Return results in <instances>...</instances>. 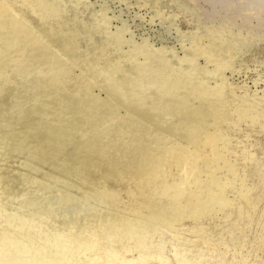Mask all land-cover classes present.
Returning a JSON list of instances; mask_svg holds the SVG:
<instances>
[{
    "label": "rangeland",
    "instance_id": "obj_1",
    "mask_svg": "<svg viewBox=\"0 0 264 264\" xmlns=\"http://www.w3.org/2000/svg\"><path fill=\"white\" fill-rule=\"evenodd\" d=\"M210 42L223 97L136 89ZM0 213V264H264V0H0Z\"/></svg>",
    "mask_w": 264,
    "mask_h": 264
},
{
    "label": "bare ground",
    "instance_id": "obj_2",
    "mask_svg": "<svg viewBox=\"0 0 264 264\" xmlns=\"http://www.w3.org/2000/svg\"><path fill=\"white\" fill-rule=\"evenodd\" d=\"M181 6V5H180ZM259 14V13H257ZM11 20L13 21V23L15 24V26L17 28H21V24L19 23L17 17L11 12ZM227 24V23H226ZM30 26V25H29ZM34 30V29H32ZM36 33V32H35ZM38 35V33H37ZM34 37V36H33ZM37 38V37H36ZM213 38V37H212ZM211 38V39H212ZM30 40H32L30 38ZM214 41V40H213ZM45 42V41H44ZM16 43V42H15ZM28 43V42H26ZM219 43V42H218ZM222 43V42H221ZM220 43V45H221ZM34 44L36 46H38L41 49H45V45H43L39 40H35ZM46 44V43H45ZM13 45V44H12ZM15 45V44H14ZM34 46V45H33ZM11 48V47H10ZM9 48V49H10ZM67 48V47H66ZM13 49V48H11ZM50 49V48H49ZM237 49V48H236ZM48 50V49H47ZM55 50V49H54ZM139 50L141 51L142 48L140 47ZM194 56L193 58L189 59V67L188 69H177L175 70L173 68V66H171L168 62V60L162 58L161 62H162V66L157 72H156V76H149L146 78H142L139 80V83L136 86V89H143L145 90L147 88V86L150 87H157V89H159V91H163L165 92V94L167 92H169L168 94H170L172 91V89H185L189 92V94H196L200 97H205L208 95L210 96L211 94H215L217 97L216 98H221L222 96V84L217 85L216 87H211V84L208 83L207 79H205L203 77V75H208V76H216V77H223L222 76V72H223V68H225V62L222 60V55L220 54V48H218V44L217 42H210V43H197L194 46ZM19 51V50H18ZM43 51V50H42ZM11 52V51H10ZM54 52V51H53ZM56 52V51H55ZM154 52V51H153ZM238 52V51H237ZM21 53V52H20ZM44 53V52H43ZM57 53V52H56ZM25 54V53H24ZM59 54V53H58ZM144 55L146 60H150L151 57H153L155 55V52H149L148 50L144 51ZM192 56V55H191ZM198 56H204L206 58V60L209 63H213L216 64L217 67L214 71H208L205 68H199L197 67V65L195 64V58ZM35 57V56H33ZM44 57V56H43ZM57 56L55 55H46V59H44L45 61L42 63V65L38 66V70L36 72H38V76L41 77V75L43 77H46L50 80L51 85L55 86L58 89H62V84H64L62 82V73L60 70V64L58 62V59L56 58ZM15 58V57H13ZM18 58V57H17ZM156 58V56H155ZM226 58V57H225ZM21 59V58H20ZM38 59V58H37ZM19 61V60H18ZM69 61V60H68ZM234 61V60H233ZM22 62V60L20 61ZM19 62V63H20ZM63 62V61H62ZM67 62V61H66ZM73 62V61H72ZM160 62V63H161ZM24 63V61H23ZM32 63V62H31ZM183 63V62H182ZM233 63V62H232ZM64 64V63H61ZM228 64V63H227ZM21 64H19V66L17 67V69H21ZM65 66V65H63ZM26 67V66H25ZM30 67V66H29ZM208 67V66H207ZM27 68V67H26ZM64 68V67H63ZM186 68V67H185ZM23 69V68H22ZM118 69V68H117ZM69 70V68H68ZM120 70V69H119ZM28 71V70H27ZM34 71V70H33ZM14 72V71H13ZM153 73V72H151ZM36 74V75H37ZM69 74V73H68ZM8 75V74H7ZM10 75V74H9ZM152 75V74H151ZM16 76V75H15ZM22 77V76H21ZM215 78V77H214ZM22 79V78H20ZM34 79V77H33ZM64 79V78H63ZM85 79V78H84ZM224 79V78H222ZM5 80V79H4ZM32 80V77H31ZM9 81V79H8ZM71 81V80H70ZM24 82V81H23ZM34 82V81H33ZM38 82V81H36ZM32 83V82H31ZM48 83V82H47ZM216 83V82H215ZM23 84V83H22ZM40 84V83H39ZM88 84V83H87ZM13 85V84H12ZM30 85V84H29ZM37 85V84H36ZM35 85V86H36ZM28 86V85H27ZM121 86V85H120ZM214 86V85H213ZM25 87V86H24ZM86 87V86H85ZM88 87V86H87ZM16 88V87H15ZM26 88V87H25ZM19 89V88H18ZM38 89V88H37ZM46 89V88H45ZM119 89V88H118ZM225 89V88H224ZM21 90V89H19ZM27 90V88H26ZM122 90V89H121ZM152 90V89H151ZM41 91V90H40ZM153 91V90H152ZM157 91V90H156ZM34 92V91H33ZM78 92V91H77ZM88 92V91H87ZM118 92V90H117ZM50 92L46 91H41V95H36V98L39 99L41 96H44V94H49ZM79 93V92H78ZM119 93V92H118ZM122 94V93H120ZM181 94V93H180ZM51 97V96H50ZM122 97V95H121ZM179 97V96H178ZM181 97V96H180ZM53 98V97H52ZM124 98V95H123ZM181 99H183V97H181ZM50 100V99H49ZM137 102H141L142 99H140V96L138 97V99H135ZM226 100V99H225ZM46 101V100H45ZM184 101V100H183ZM215 102V101H214ZM95 103V102H94ZM158 103V102H157ZM213 103V102H212ZM27 104V103H26ZM165 104V103H164ZM225 104V102H224ZM178 107V106H177ZM168 108V106L166 107V109ZM181 108V107H180ZM125 109V108H124ZM154 109V108H153ZM159 109V108H158ZM179 110V109H178ZM153 113V112H152ZM24 114V113H23ZM159 114V113H157ZM174 114V113H173ZM221 114V113H220ZM163 117V116H162ZM195 126V125H194ZM107 131L110 129V127L105 128ZM199 130V129H198ZM53 131V130H52ZM169 131V129H168ZM189 131V130H188ZM193 133V132H192ZM194 137V136H193ZM196 137V136H195ZM197 138V137H196ZM197 141V140H196ZM213 141V140H212ZM42 143V142H41ZM216 149V148H215ZM147 166V165H146ZM233 171V170H232ZM177 183V182H176ZM220 185V184H219ZM225 185V184H224ZM178 187V186H177ZM223 187V186H222ZM178 190V189H177ZM180 191V190H179ZM204 191V190H203ZM216 192V191H215ZM214 192V194H215ZM177 193V192H176ZM203 193V192H202ZM205 193V192H204ZM210 193V192H209ZM217 193V192H216ZM181 195V193H178V196ZM213 195V194H212ZM175 196V195H174ZM211 197V196H210ZM175 198V197H174ZM197 198V197H196ZM118 200V199H117ZM197 201V200H196ZM199 201V200H198ZM201 201V200H200ZM213 201V199H212ZM221 201V200H220ZM77 202V201H76ZM84 202V201H83ZM211 202V201H210ZM24 203V202H22ZM213 203V202H212ZM221 203V202H219ZM218 203V204H219ZM2 204V203H1ZM67 204V203H64ZM3 206V205H2ZM220 206V205H219ZM223 206V205H222ZM199 208V207H198ZM7 209V208H6ZM197 209V207H196ZM9 211V210H8ZM197 211V210H196ZM204 211V210H203ZM198 212V211H197ZM15 213V212H14ZM204 213V212H203ZM202 213V214H203ZM1 214V213H0ZM10 214V213H9ZM201 214V213H200ZM3 217V216H2ZM1 217V218H2ZM10 217V216H9ZM8 218V217H7ZM11 220H13L14 222H16L17 224H19V226L28 228L27 226H34L31 225V220L30 218H24L21 217L18 214H14L11 217ZM4 219V218H3ZM6 219V218H5ZM4 219V220H5ZM6 222V221H5ZM40 223V222H38ZM7 224V223H6ZM14 223H12L13 225ZM34 224V222H33ZM11 225V223H10ZM1 226V225H0ZM31 228V227H30ZM20 229V228H19ZM3 241V240H2ZM17 241V240H16Z\"/></svg>",
    "mask_w": 264,
    "mask_h": 264
}]
</instances>
